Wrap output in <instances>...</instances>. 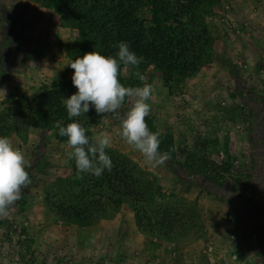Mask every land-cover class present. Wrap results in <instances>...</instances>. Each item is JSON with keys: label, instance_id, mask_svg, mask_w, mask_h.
Returning a JSON list of instances; mask_svg holds the SVG:
<instances>
[{"label": "rangeland", "instance_id": "374dc122", "mask_svg": "<svg viewBox=\"0 0 264 264\" xmlns=\"http://www.w3.org/2000/svg\"><path fill=\"white\" fill-rule=\"evenodd\" d=\"M208 11L211 45L192 76L171 72L164 84L153 67L140 72L153 86L147 117L159 133H166L161 124H170L177 165L148 166L119 135L114 114L102 117L93 107L87 120L82 116L87 135H110L109 149L128 162L141 191L153 200L139 212L145 214L142 227L126 202H103L91 223L79 226L50 208L67 200L69 191L78 193L70 184L72 149L54 137L59 120L26 111L28 104L12 106L15 96L31 99L58 83L71 84L66 98L77 91L66 56L76 29L40 0H0V111L21 110L7 122L26 127L6 136L31 165L26 168L31 183L10 215L0 219V264H258L255 253L264 256V0H219ZM147 13L145 4L138 19L146 25ZM135 73L122 67L120 76L142 86ZM128 107L126 102L121 112ZM192 153L217 164L228 161L232 171L249 175V185L211 182L181 166ZM162 208L177 210L184 229L162 236L153 218ZM24 236L32 239L34 263L18 258L16 244Z\"/></svg>", "mask_w": 264, "mask_h": 264}, {"label": "trees", "instance_id": "16d2710c", "mask_svg": "<svg viewBox=\"0 0 264 264\" xmlns=\"http://www.w3.org/2000/svg\"><path fill=\"white\" fill-rule=\"evenodd\" d=\"M40 1L47 10L66 17L71 27L76 29L77 38L66 51L68 63L97 47L103 49L104 55H115L118 48L114 45L124 41L138 56L144 57L139 69L127 67L130 72H141L151 66L162 75L165 84L171 72L186 78L192 76L202 64L211 45L204 20L209 14V7L219 0ZM145 4L148 6L149 16L147 25L138 19V13ZM69 70L74 72L70 66ZM120 80L126 86L139 85V81L133 77L120 76ZM71 91V84H54L44 94L31 99L15 96L12 106L18 108L20 103L28 104L29 106L25 105L26 111H38L48 116L51 121L58 119L61 121V126L66 127L72 121L67 116L63 100ZM31 106H33L32 109H30ZM4 111H0V136H6L10 131L22 132L26 126L23 128L21 124L7 122L11 113L19 117L21 110L9 107L7 111ZM41 119L42 117L38 118L39 121ZM76 119L83 121L82 116ZM145 119L149 129L156 132L151 119L148 117ZM160 134V150L163 152L174 148L172 135ZM54 137L59 142L67 143V138L59 135V129L56 130ZM106 153L113 162V168L110 172L105 170L100 177L88 173H81L83 178L78 177L75 159H70L73 175L70 184L78 190V193L69 191L71 196L67 200L60 199L58 204H51L50 208L57 215L79 226H87L91 223L93 214L102 211L100 205L103 202L112 205L126 202L133 210L137 227H142L141 220L144 219L145 214L139 212H144L146 207L144 205L152 204L153 200L147 196L146 192L141 191L143 187H140L139 179L130 172L128 162L116 158L109 148L106 149ZM189 155L180 165L202 175L209 181L221 183L230 180L240 186L249 185V175L235 173L228 161L217 164L197 154ZM167 163L177 165L175 151L171 152V159ZM62 185L68 187L67 183ZM79 193L84 203H80ZM138 214L142 217L139 218ZM153 218L156 220L154 226L164 230L162 236H167V233L173 229H184L186 223L177 210L171 212L165 208L155 211ZM31 244L32 239L27 236L18 240L17 255L21 260L28 259V262L33 260L32 263H34L36 259L34 252L30 249Z\"/></svg>", "mask_w": 264, "mask_h": 264}, {"label": "clouds", "instance_id": "9594fccd", "mask_svg": "<svg viewBox=\"0 0 264 264\" xmlns=\"http://www.w3.org/2000/svg\"><path fill=\"white\" fill-rule=\"evenodd\" d=\"M115 55L102 54L103 49L94 48L82 57L72 60L70 66L74 72L71 77L77 91L63 100L67 116L72 122L61 126L57 121L55 127L59 135L67 138V144L72 151L67 155L74 158L77 176L88 173L96 177L102 176L105 170L111 171L113 162L106 153L112 140L107 132L101 131L90 137L88 129L80 121L94 107L95 112L102 117L114 114L120 119L121 138L134 150L142 154L145 163L156 168L171 159V152L160 150V133L153 132L146 123V117L151 112L148 102L153 94V86L144 82L145 77L136 71L135 75L142 86H126L120 80L121 68L133 67L139 69L144 57L138 56L130 49L127 42L121 41ZM129 107L121 112L125 103ZM30 163L25 158L21 147L15 145L8 136H0V219L7 218L16 202L22 198L23 189L31 183L26 168ZM259 257L258 264H264V256Z\"/></svg>", "mask_w": 264, "mask_h": 264}, {"label": "built area", "instance_id": "2783aa9c", "mask_svg": "<svg viewBox=\"0 0 264 264\" xmlns=\"http://www.w3.org/2000/svg\"><path fill=\"white\" fill-rule=\"evenodd\" d=\"M89 264H100V263L97 261H94V262H91ZM147 264H168V263L163 262V261H159V260H155V261L147 262Z\"/></svg>", "mask_w": 264, "mask_h": 264}, {"label": "crops", "instance_id": "0c3cea01", "mask_svg": "<svg viewBox=\"0 0 264 264\" xmlns=\"http://www.w3.org/2000/svg\"><path fill=\"white\" fill-rule=\"evenodd\" d=\"M227 1V0H226ZM165 125H167L168 127H164ZM170 124H161V127H163L164 128V130L166 131V133H172L171 131H170V126H169ZM171 127H173L174 128V126H171ZM165 128H168L169 129V131H167ZM180 128V127H179ZM157 130V129H156ZM173 134V133H172ZM173 136H174V134H173Z\"/></svg>", "mask_w": 264, "mask_h": 264}]
</instances>
